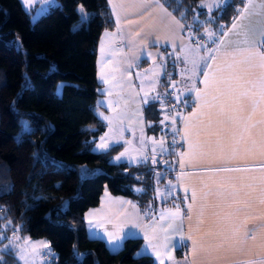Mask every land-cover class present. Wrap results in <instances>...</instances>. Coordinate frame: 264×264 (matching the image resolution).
Here are the masks:
<instances>
[{"label": "crops", "instance_id": "crops-1", "mask_svg": "<svg viewBox=\"0 0 264 264\" xmlns=\"http://www.w3.org/2000/svg\"><path fill=\"white\" fill-rule=\"evenodd\" d=\"M242 1L243 7L246 0ZM262 2L264 0H253L252 15L237 21L244 28H231L237 13L228 27L208 30L215 33L211 39L206 34L204 39L195 42L186 34L184 23L159 0H107L115 27L102 32L96 56L100 93L98 115L106 126L94 141L92 150L104 151L122 142L111 161L128 164L147 162L157 154H166L167 142L163 134L149 128L143 109L145 100H154L162 92L161 79L165 70L159 57L161 47L175 54L178 75L173 85L183 108L188 104L190 107L181 110L179 125L172 134L182 146L175 156L174 168L162 167L154 171V180L162 182L158 187L163 188L159 195L155 186L152 204L142 209L129 196L114 194L104 184L98 203L84 211L89 237L101 238L111 251L121 248L126 237H141L142 243L136 253L149 254L158 264H260L264 261V230L256 233L255 240L245 237L246 232L264 225V183L261 182L264 151L258 147L264 140V123H261L264 102L255 103L264 78L259 58L250 64L238 65L235 71L241 80L231 97L222 98L225 100L223 113L219 105L204 104L205 99L211 100L217 95L212 74L216 72L219 77L221 73L216 70L231 63L225 51L242 41L243 37L237 33L248 29L251 44L259 43L264 30V11L259 7ZM56 3L55 0L48 4L47 10ZM199 6L208 12L216 9L209 10L211 8L203 3ZM223 32H227L223 37L225 47L220 48L215 63L207 70L209 87L205 89V62L200 57H207L208 51L217 47L215 41ZM239 46L246 45L239 43ZM252 51L262 49L253 47ZM192 60L197 62L196 76L192 75L193 64L189 62ZM159 64L162 68L155 69ZM180 65L186 69L181 70ZM152 70L157 74L156 81L150 78ZM153 81L156 82L154 87ZM193 84L201 90L203 99H198L195 91L190 90ZM218 87L226 88L225 85ZM176 112L174 107L165 112L164 124ZM241 136V151L233 153L231 148ZM253 141L257 147H253ZM102 142L106 147H100ZM245 147L250 151H243ZM221 168L250 170L216 171ZM193 190L195 200L192 199ZM189 204L192 206L190 212ZM177 209L179 217L169 215ZM16 236L29 253L30 242L21 240L22 235L16 234L6 242H12ZM189 236L191 240L187 239Z\"/></svg>", "mask_w": 264, "mask_h": 264}, {"label": "trees", "instance_id": "trees-1", "mask_svg": "<svg viewBox=\"0 0 264 264\" xmlns=\"http://www.w3.org/2000/svg\"><path fill=\"white\" fill-rule=\"evenodd\" d=\"M56 1L32 19L34 8L0 0V261L23 264L6 242L18 234L46 239L53 260L41 258L44 264H158L151 255L136 253L141 237H126L115 251L89 237L84 211L98 203L104 184L148 208L155 169L174 168L179 143L172 134L181 110L190 105L183 108L176 90L180 107L164 124L170 109L156 99L144 104L149 128L167 142L158 162L111 161L122 142L92 150L106 126L98 115V43L115 24L107 0ZM159 1L195 42L211 28L228 27L243 5L226 0L208 12L200 0ZM159 57L176 78L175 54L161 47Z\"/></svg>", "mask_w": 264, "mask_h": 264}, {"label": "snow or ice", "instance_id": "snow-or-ice-1", "mask_svg": "<svg viewBox=\"0 0 264 264\" xmlns=\"http://www.w3.org/2000/svg\"><path fill=\"white\" fill-rule=\"evenodd\" d=\"M23 2L27 3L28 0H23ZM201 6L203 7V5H201ZM227 6H231V5H227ZM253 7H254L253 0H246V3L244 4V6L238 11V16L234 18V22L231 26V28L233 30L237 29L238 27L244 28V25L239 24L237 21L243 20V19L247 18L248 16L252 15V13L250 12V9ZM259 7L261 8L262 11H264V2L260 3ZM81 12H83V9H81ZM207 35L211 39L213 36H215V33L208 31ZM226 35H227V32L221 33V37L217 38L215 41L217 43V47L209 50L207 57H200V60L205 62V69L206 70L204 72V79H203L205 89H207L209 87V74H208L207 70L211 68V64L215 63L217 55L219 54L220 48L225 47V41H224L223 37ZM237 35L243 37L242 41H240L239 43H242L246 46L240 47L239 43H238L236 47L226 48L225 56L231 57V63H226L223 68H218L216 70L217 72L221 73V75H219V77H217L216 72H214L212 74V83L214 85H217V87H216L217 95L212 96L211 100H207V99L204 100V104L209 106V107H215V106L219 105L221 113H223L225 111V100L222 98L223 97H231L235 91V86L239 85V81L241 80V77L235 71L237 69L238 65L250 64L253 59L258 57L260 60V67L264 68V51H257V52L252 51L253 47L264 49V30L261 31L259 43L256 45L251 44L250 34H249L248 29H245L242 33H237ZM238 56L243 57V59L238 60L237 59ZM189 62L193 64V68L191 70L192 75L193 76L198 75L197 70H196L197 69V62L195 60H192ZM224 73H227V75H225ZM218 85H225L226 88L221 89L220 87H218ZM173 87H175V85H173ZM253 87H255V85H253ZM259 88H260V91L258 93L259 99L257 101H255V103L257 105L261 102H264V78H262V81L259 85ZM190 90L195 91V95L198 99H203L202 94H201V90L196 89L195 84H193V87ZM244 94L248 95L247 92H245ZM205 95H207L206 92H205ZM145 102H147V101L145 100ZM194 115H195V113H194ZM185 119H187V118H185ZM261 123H264V121H262ZM187 127H188V125L186 124V128ZM245 131H248L247 126H245ZM185 135H187V133ZM252 143H253V147H257L256 141H253ZM241 144H243V136H241L240 140L237 142V144L231 148V151L233 153L240 152L241 151V147H240ZM100 147L104 148V147H106V144H104L102 142L100 144ZM258 147L260 148L261 151H264V140L261 141V143L258 145ZM189 148L190 149L192 148L191 143L189 144ZM243 151L248 152V151H250V149L245 147V148H243ZM121 155H124V154L122 153ZM117 159H119V157H117ZM153 163H155V161H153ZM181 166H183L182 162H181ZM249 170L250 169H243V168L216 169V171H224V172H234V171L235 172H242V171H249ZM261 182L264 183V178H261ZM192 199L193 200L196 199L195 190L192 191ZM191 207L192 206L189 204L188 205L189 212L191 211ZM169 215H171L173 218L179 217L180 211H179V209H177V211L175 213H169ZM163 218L164 217L162 215L161 219H163ZM190 218L191 217L189 216V219ZM260 230H264V225H262L261 228H259V229H253V230H250V232H246L245 237L247 239L255 240L256 239V233ZM0 238H2V237H0ZM14 239H19V237L16 236V237H14ZM183 239L184 238L182 237L181 240H183ZM187 239L191 240L192 237L189 236V237H187ZM10 244H11V241H10ZM5 247L7 248L8 246H5ZM33 251H35V246H33ZM193 251H195V241H193ZM22 258L23 257L21 256V259ZM0 264H3V262L0 261ZM260 264H264V261H261Z\"/></svg>", "mask_w": 264, "mask_h": 264}, {"label": "rangeland", "instance_id": "rangeland-1", "mask_svg": "<svg viewBox=\"0 0 264 264\" xmlns=\"http://www.w3.org/2000/svg\"><path fill=\"white\" fill-rule=\"evenodd\" d=\"M52 1H55V0H28L27 3H24L23 0H20L21 4L23 5V7L25 8H34L35 10L33 11V15H32V19H35L39 16L38 12L41 11L40 14H43V12H45L48 8V4H52ZM201 1V2H200ZM199 1V4H205L206 6H208V8H211L209 10H212L214 8H217L218 6L222 5L226 0H200ZM36 5H38V7H36ZM36 7V8H35ZM78 9L81 11V7H78ZM180 69L181 70H184V66L183 65H180ZM161 67V65H157V67L155 69H159ZM162 68V67H161ZM186 69V68H185ZM153 78L155 81H156V77H157V74L155 73V75L153 74V70L152 72L150 73V78ZM138 81H141V79L138 77ZM153 81V87L156 86V82ZM179 143V147H178V151L177 153L181 150L182 146ZM83 172V171H82ZM84 173V172H83ZM155 181H157V179H155ZM162 182L160 180L157 181L156 183V188H157V195H159L160 191L163 189V188H158L160 186ZM165 188V187H164ZM24 240L25 241H29L30 242V252L28 253L25 249H24V245H22L19 241V239H13V241L11 242H8V246H13L17 249V254H18V257L21 259V256L23 257L21 259V262L23 264H44V261L41 259V251L45 250V251H49V245H48V242L46 241V239H43V238H31L29 236H26V235H22L21 237V240ZM33 246H35V251H33ZM31 260V261H30ZM32 262V263H30Z\"/></svg>", "mask_w": 264, "mask_h": 264}, {"label": "built area", "instance_id": "built-area-1", "mask_svg": "<svg viewBox=\"0 0 264 264\" xmlns=\"http://www.w3.org/2000/svg\"><path fill=\"white\" fill-rule=\"evenodd\" d=\"M173 80L174 78L171 76L170 70H165L164 74L161 79V86L162 92H160L156 97V100L159 102L160 106L166 110L171 109L172 107H180V104L177 100V92L175 87H173ZM165 157V154L160 153L155 155L153 158L151 157L150 160L158 162ZM1 210V209H0ZM43 260H47L52 262L53 256L48 253V251H41L40 254Z\"/></svg>", "mask_w": 264, "mask_h": 264}]
</instances>
